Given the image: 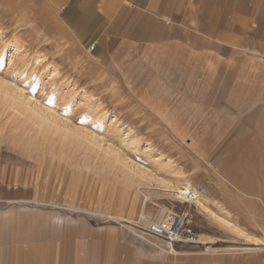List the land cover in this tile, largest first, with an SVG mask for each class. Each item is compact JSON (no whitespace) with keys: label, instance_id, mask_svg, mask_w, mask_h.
I'll return each instance as SVG.
<instances>
[{"label":"crops","instance_id":"crops-1","mask_svg":"<svg viewBox=\"0 0 264 264\" xmlns=\"http://www.w3.org/2000/svg\"><path fill=\"white\" fill-rule=\"evenodd\" d=\"M50 3L127 91L157 93V107L174 110L185 141L179 184L199 193V239L231 237L232 226L264 236V0ZM7 153L18 156L0 147V264H165L161 254L179 253L182 244L142 238L132 221L64 210L42 196L34 168L8 164Z\"/></svg>","mask_w":264,"mask_h":264},{"label":"rangeland","instance_id":"rangeland-1","mask_svg":"<svg viewBox=\"0 0 264 264\" xmlns=\"http://www.w3.org/2000/svg\"><path fill=\"white\" fill-rule=\"evenodd\" d=\"M157 97L127 91L125 78L102 67L50 0H0V147L19 156L7 153L8 164L34 168L42 196L55 197L64 210L94 223L114 215L110 221L123 218L142 228L144 218L160 220L185 207L175 192L186 175L179 168L185 141L174 110L157 107ZM43 111L51 113L44 124L37 121ZM128 170L133 177L126 182ZM196 204L188 207L192 217ZM204 225L196 224L209 233ZM229 230L231 237L210 232L200 237L206 243L181 245L179 253L160 258L165 264H264V236Z\"/></svg>","mask_w":264,"mask_h":264},{"label":"built area","instance_id":"built-area-1","mask_svg":"<svg viewBox=\"0 0 264 264\" xmlns=\"http://www.w3.org/2000/svg\"><path fill=\"white\" fill-rule=\"evenodd\" d=\"M94 45H90L92 50ZM199 198V193L195 188L183 187L178 191L176 199L184 204L185 207L178 211H169L163 215L160 220H153L150 218H144L146 220V225L138 227L141 230H137L138 236L144 238L145 234L160 238L165 241L167 246L172 249L175 243H180L182 245H195L198 243L204 244L199 239V234L195 232L191 225L192 215L189 211L191 204L197 202ZM109 220L113 219L107 217ZM145 233V234H142Z\"/></svg>","mask_w":264,"mask_h":264},{"label":"bare ground","instance_id":"bare-ground-1","mask_svg":"<svg viewBox=\"0 0 264 264\" xmlns=\"http://www.w3.org/2000/svg\"><path fill=\"white\" fill-rule=\"evenodd\" d=\"M62 53H63V52H62ZM36 107H37V106H36ZM43 112H44V111H43ZM43 112H42L41 116H39L40 114L37 116V117H40V119H39V120L37 119V121H39V122H40V121H44V122H43V124H44V123L47 122L46 120H47L48 116H50L51 113H50V112H47V111H46V113H45V112L43 113ZM47 113H48V114L50 113V114L48 115ZM37 114H38V113H37ZM37 114H36V115H37ZM37 117H36V118H37ZM45 119H46V120H45ZM39 122H38V123H39ZM40 123H41V122H40ZM40 123H39V124H40ZM43 124H42V125H43ZM47 125H48V124H46V126H47ZM51 125H52V124H51ZM43 126H45V125H43ZM48 126H49V125H48ZM37 127H38V126H37ZM58 128H59V127H58ZM54 130H56V128H55ZM57 130H58V129H57ZM58 131H59V130H58ZM79 132H81V131H79ZM82 132H83V131H82ZM67 133H69V132H67ZM73 134L76 135V133H73ZM65 135H66V133H65ZM69 135H70V134H69ZM70 136H71V135H70ZM76 136H77V135H76ZM64 137H65V136H64ZM86 137H87V136H86ZM84 139H85V138H84ZM68 141H69V140H68ZM95 142H96V141H95ZM71 144H72V143H71ZM74 144H75V143H74ZM75 145H76V144H75ZM76 147H77V146H76ZM129 169H130V168H129ZM123 171H124V170H123ZM126 172H127V170H126ZM126 172L123 173L124 176H123V174L121 173L122 176H123L124 181H126V182L131 181V179H132V177H133V176L129 173V172H131V171L128 170V173H126ZM125 173H126V174H125ZM132 173H133V172H132ZM133 183H134V182H133ZM175 185H176V184H175ZM178 185H179V184H178ZM183 187L188 188V187H191V186H190L188 183H182V184H181V187H180V188L178 187L179 189L176 190L175 192H177V194H178V191L180 192V189L183 188ZM166 189H167V190H170V188H168V187H167ZM197 202H199V200H197ZM197 202H196V203H197ZM107 216H108V215H107ZM109 217L114 218V215H109ZM115 218H116V217H115ZM120 219H121V218H120ZM122 219H123V218H122ZM134 225H135V224H134ZM133 227L136 228L137 230H141V229H139L138 227H135V226H133ZM141 231H142V230H141ZM142 232H144V231H142ZM137 233H139V232H137ZM255 243L258 244V243H260V242H259V241H255Z\"/></svg>","mask_w":264,"mask_h":264}]
</instances>
